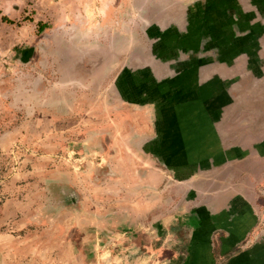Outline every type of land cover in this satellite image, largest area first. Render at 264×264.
<instances>
[{
  "label": "rangeland",
  "instance_id": "1",
  "mask_svg": "<svg viewBox=\"0 0 264 264\" xmlns=\"http://www.w3.org/2000/svg\"><path fill=\"white\" fill-rule=\"evenodd\" d=\"M130 5L106 32L91 1L0 0V264H134L132 229L183 211L177 178L138 157L116 116L125 54L108 45L134 41Z\"/></svg>",
  "mask_w": 264,
  "mask_h": 264
},
{
  "label": "crops",
  "instance_id": "2",
  "mask_svg": "<svg viewBox=\"0 0 264 264\" xmlns=\"http://www.w3.org/2000/svg\"><path fill=\"white\" fill-rule=\"evenodd\" d=\"M86 1L106 32L124 12L125 0ZM130 1L134 41L108 45L125 54L116 116L138 157L177 178L184 205L156 229H132L134 264H264V0Z\"/></svg>",
  "mask_w": 264,
  "mask_h": 264
},
{
  "label": "trees",
  "instance_id": "3",
  "mask_svg": "<svg viewBox=\"0 0 264 264\" xmlns=\"http://www.w3.org/2000/svg\"><path fill=\"white\" fill-rule=\"evenodd\" d=\"M6 20H7V19H6ZM44 25H45V23L38 22V23H37V28H38L39 30H41L43 27H45Z\"/></svg>",
  "mask_w": 264,
  "mask_h": 264
}]
</instances>
